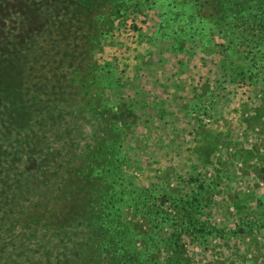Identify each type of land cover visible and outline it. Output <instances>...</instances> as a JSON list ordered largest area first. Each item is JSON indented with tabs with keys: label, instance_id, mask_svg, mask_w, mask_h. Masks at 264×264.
Instances as JSON below:
<instances>
[{
	"label": "rangeland",
	"instance_id": "obj_1",
	"mask_svg": "<svg viewBox=\"0 0 264 264\" xmlns=\"http://www.w3.org/2000/svg\"><path fill=\"white\" fill-rule=\"evenodd\" d=\"M7 1L0 264H264L263 70L231 0H37L22 45Z\"/></svg>",
	"mask_w": 264,
	"mask_h": 264
},
{
	"label": "trees",
	"instance_id": "obj_2",
	"mask_svg": "<svg viewBox=\"0 0 264 264\" xmlns=\"http://www.w3.org/2000/svg\"><path fill=\"white\" fill-rule=\"evenodd\" d=\"M234 1L236 0H231V2L228 3V6L232 4V7H230L227 11L231 13V18H240L241 20L244 19V22H246L247 26L245 29L239 30L237 36L241 35V37H246L248 34L251 36V41L247 43V46L251 47L250 53L253 55L252 58L255 59V57H258L259 62L262 65V81L264 82V0H239L237 3ZM17 2L20 6H22L21 15L23 19H27L29 25H31V29L19 32L20 34H18L16 39H14L22 45L21 42L30 37L29 32H31L34 28L39 29L42 27L44 19L41 18V26L39 28L34 27V22L36 23L39 21L37 19V0H17ZM14 5L15 3H8L7 0L4 2L0 1V17L10 12ZM1 12L4 14H1ZM48 17L49 16H47L44 22H46ZM0 23H2L1 20ZM3 33L4 29L0 28V35ZM16 41H14V43H16ZM4 44H6V42ZM0 50H3V52L0 51V53H3L2 55L0 54V101H3L2 99L4 97H7L8 99L10 98L11 110L17 108L19 113H22L21 110H19L23 108L22 103L17 100V102L14 101V98L12 97L14 94L10 92L14 87V82L12 79H7L8 73L11 70H15L18 74L21 73L19 66L21 49H8L3 46ZM3 74L6 75V77ZM108 257L110 258L111 255H108Z\"/></svg>",
	"mask_w": 264,
	"mask_h": 264
}]
</instances>
